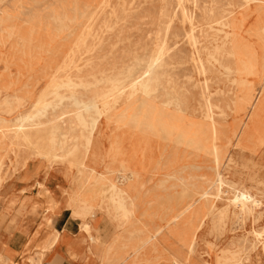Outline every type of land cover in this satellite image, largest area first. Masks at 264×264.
I'll use <instances>...</instances> for the list:
<instances>
[{"label": "rangeland", "instance_id": "rangeland-1", "mask_svg": "<svg viewBox=\"0 0 264 264\" xmlns=\"http://www.w3.org/2000/svg\"><path fill=\"white\" fill-rule=\"evenodd\" d=\"M140 2L0 0V207L6 213L1 229L7 228L16 205L24 199L15 183L4 180L12 178L13 173L16 178L19 167H24L29 159L39 158L44 169H64L70 183L52 182L50 189L66 192L65 207L70 211L66 217L78 221L87 252L96 256L99 264H181L168 253L163 258L161 248L154 250L148 243L156 226L167 225L158 215L170 210L171 200H177L182 190L158 186L166 176L183 175L188 179L190 199L194 200L196 193L213 190L217 164L211 159L197 161L186 144L164 147L162 133H150L151 140H145L142 130L129 122L138 113L137 107L143 106L157 119L176 120L178 134L206 126L202 82H208L212 104L216 106L222 173L231 169L233 157L241 151L234 159L238 169L235 175L228 171V187L217 203V211L231 212L235 182L264 188V0L251 7L242 0H193L194 26H184L174 18L176 0ZM206 18H219L228 23V28L215 35L207 31ZM192 27L195 29L191 30ZM189 35L196 36L197 50L187 44ZM162 41L174 47L154 73L152 87H140L137 93L120 96L108 106L98 104L94 141L84 159L80 161L76 155L72 161L63 153L50 155L46 136L51 128L40 132L42 126L30 118L44 99L66 97L67 93L55 86L72 77L74 83L80 80L83 84L78 91L92 94L104 87V81L96 89L88 86L96 81L93 76L100 78L102 74L119 72L132 59H144L146 52L159 54ZM216 49L225 51L229 57L227 66L233 70L214 63L212 71L201 76L193 60L194 52L210 59ZM250 63L254 67L251 73L245 70ZM136 69L142 70V65ZM190 133L192 136L193 131ZM21 135L29 136L30 141L19 143ZM99 139L107 142L104 148L99 149ZM36 143L40 144L38 149ZM9 155L13 167L3 164L5 159L10 160ZM243 172L245 175L239 181L236 177ZM152 200L157 213L148 215L147 205ZM258 214L257 220L248 217L244 222L228 219L223 223L210 218L199 234L191 264H243L247 255L248 264H264L260 250L264 244V208ZM102 216L109 218L103 226L106 240L99 244L95 230ZM38 218L39 223L46 221L45 216ZM184 218L185 213L171 227H182ZM19 221L24 224L26 215L19 216ZM1 229L0 241L5 242L2 235L9 231ZM37 233L34 231L33 235ZM55 235L60 238V233L53 230L49 240ZM49 248L46 245L40 250V257ZM23 251L16 254V264H26V258L34 256L37 248L29 245Z\"/></svg>", "mask_w": 264, "mask_h": 264}, {"label": "bare ground", "instance_id": "bare-ground-1", "mask_svg": "<svg viewBox=\"0 0 264 264\" xmlns=\"http://www.w3.org/2000/svg\"><path fill=\"white\" fill-rule=\"evenodd\" d=\"M242 1L244 5L250 7L251 5H258L261 2V0H242ZM139 3H141L140 0ZM193 5H194L193 0H176L175 6L177 9L174 11V18L180 19V21L183 23L184 26H187L188 23L194 26L193 18L195 14L192 8ZM199 9L200 8H198V12L202 15L203 12H200ZM218 19L206 18L205 24L207 25L206 28L207 31L212 32L215 35H218L225 28H228V23ZM194 29L195 28L192 27L191 30ZM187 38H188L187 44H189L190 46H192L197 50L198 41L196 36L189 35L187 36ZM173 47H174L173 44L170 45L167 44L166 41L165 42L162 41L160 45L162 51H160L159 54L157 52L155 53V56H153V53L146 52L144 55V59L141 58L132 59V61L128 64V66L125 69L119 72L115 71L112 74H107V75L102 74L100 76L102 80L97 76H93L92 78H94L96 81H94L88 86L90 87L96 86L94 87L96 89L99 83L104 81V87L99 88L96 91H93L92 94H90L91 92L88 93V91H86V93H81V91H78L77 88L83 84L80 83L81 82L80 80H75L76 82L78 81L79 82L74 83L71 80L72 77L71 78L67 77L65 80L62 81L61 84L55 86L56 89L64 90L65 93H67L66 97L60 98L59 96H57V98L54 99H44V101L41 103V107L38 108L36 114L30 118L34 124H36L37 126H42L40 128V132L41 130H44L46 128L49 127L51 128V129L49 128L50 132H48L47 130L48 134L46 136L47 139L46 146L49 154L61 155L60 153H63L65 157H68V159H71L72 161L75 160L73 157L74 156L76 157L77 155L79 156L80 161H82L94 141L95 112L100 107V105L98 104L102 103V105L108 106L120 96L127 97V95L131 96L132 94L137 93L140 90L139 89L140 87L141 90L152 87L153 86L152 79L154 77V73L161 66L163 57L167 56L168 51L173 49ZM215 52L216 53L214 55L213 54L210 55V59H204L203 56L197 55L196 54L197 52H194L195 55H193V60L194 62H196L195 64L198 65L197 71L201 76L203 75L207 76L212 71V66L214 65V63H218L222 65L224 69L227 71L233 70V68L227 66L228 64L226 58L229 57L224 54L225 51H220L219 49H216ZM72 61L74 62V60ZM73 64L75 63H72V65ZM141 65H142V70L139 71L138 69L137 71L136 68L140 67ZM70 68L72 69V67ZM253 69L254 67L252 63H250L249 66L245 67V70H247L249 73H251ZM97 79H99L100 81H97ZM201 89L205 101L204 118L207 121V125L204 127L200 125L194 127V129L188 128V131H182L180 132V134H178L179 131L177 129L176 120H174L172 117H168L165 120L157 119L156 117L152 116L148 108L143 106L137 107L136 111L138 113L135 114L129 122L134 126V128H139L140 130H142L143 134L141 137L145 140L149 139L148 135L150 133H153V135L154 134L158 135L159 133H162L164 137L163 138L164 147L170 144H174L177 146V148H179L182 147L184 144H186L188 148L189 147L192 148L191 154L194 155L197 161L211 159L217 164L218 176L216 181L214 182L213 190L209 193H196L193 196V198H195L194 200L190 199V194L186 186L188 179L183 175L178 177L172 174L166 176L164 180L161 179L163 181L158 186L160 188L178 187L182 190L181 193L179 194V197L177 196V198H175L177 200L174 199L171 200V204L169 205L170 210L168 211L166 210L161 215H158V218L161 220L163 225L166 224L167 225L166 227L156 226L155 229L156 233L150 236V240L148 241V243L154 248V250L157 249V247H160L161 248V250L159 249L161 251L160 254L163 258L166 255V253H168L172 255L174 258L178 259L181 264H191V260L195 254V251L197 250L196 247L199 243L198 242L199 234L203 230L204 226L206 225L207 221L210 218L214 217L223 223L224 222L227 223L228 219L229 220L234 219L244 222L248 217L253 218L255 221L260 217L258 212L264 208V188L246 186L243 185L241 182H235L237 188L234 189L232 192L233 197L231 201V208H232L231 212L227 213V211H220V212L217 211L218 209L217 203L222 198V194L224 193V188L228 187L227 186L228 185L227 178L229 174L228 171H231V174L235 175L236 173L235 171L238 170L236 169V160L240 155L241 151L237 152V157L236 156L233 157L231 169H226L227 173H222L220 170L222 151L219 146V139H220L219 131L215 122V117L217 116H215L214 113L216 112L214 109V107L216 106H213L212 104L208 82H202ZM219 112L220 114H222L221 111ZM189 131L190 132L193 131L192 136H189V134H191ZM43 138L44 137H42L41 139ZM29 139H30L29 136L21 135L19 139V143L29 142L30 141ZM37 146L39 148L40 144L36 143V148ZM184 149L185 152H189L187 148ZM243 175H245V172H243L240 177L237 176L236 178H239L240 181ZM153 202L154 200H152L149 203V205L146 204L148 207V211H146V213L148 215H155L157 213V207L156 205H154ZM184 213H185V218H184L185 220L183 226L175 227L174 225V227H171L173 223L179 222L180 217ZM108 218H109L108 216H102L97 222L95 232L99 244H102L105 241H104V237L100 236L101 234H103V230L99 231L97 229L98 225L100 223L104 225V221H107ZM117 237L118 234L116 238ZM260 239L262 240V237ZM57 241H58V236L55 235L51 239V242L50 244H48V246H50L52 249L53 246L57 243ZM260 250H261V254L264 255V244H262ZM41 258L42 257H40L37 261L30 260V262L32 264H43ZM249 258L250 257L248 255L245 256L242 260L243 264H248Z\"/></svg>", "mask_w": 264, "mask_h": 264}, {"label": "crops", "instance_id": "crops-1", "mask_svg": "<svg viewBox=\"0 0 264 264\" xmlns=\"http://www.w3.org/2000/svg\"><path fill=\"white\" fill-rule=\"evenodd\" d=\"M106 143L104 139H99V149L104 148L103 145L106 146ZM8 158L10 160L5 159L4 166L13 167L14 164H10L11 155ZM44 166L43 161L39 158L29 159L24 167H19L16 178V173H13L10 176L12 178L4 180L8 183H15L14 187L23 192L21 198L24 199L16 205L18 208L7 228L4 230L0 227L3 231H9L8 234L2 235L4 238L2 241L5 242L0 241V264H16L15 262L19 256H16V254L22 252L24 247L29 245L35 246L37 251L34 256L31 255L26 258V264H32L30 260L37 261L41 255L38 252L50 244L49 239L53 230L60 233V238L58 237V241L53 248H50L42 256L41 261L43 264H90V262L91 264H99L98 258L87 252V243L84 241V235L79 231L78 221L66 217V212L69 211L65 207L66 192L50 189V183L52 182L70 183V180L64 174V169L60 167L56 170H50L44 169ZM38 184H41V186H38ZM9 210L8 212H10ZM23 214L27 218L24 224L19 221V216ZM5 215L3 208L0 207V226ZM38 216H45L46 221L41 220L39 223ZM38 226L39 228H37ZM103 226L100 223L97 229L101 231ZM105 230L111 231V228H105ZM34 231L38 233L33 235ZM100 236L104 237L103 234ZM70 253H74L75 257Z\"/></svg>", "mask_w": 264, "mask_h": 264}]
</instances>
